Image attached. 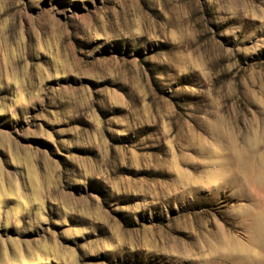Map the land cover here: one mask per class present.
<instances>
[{"label": "rangeland", "instance_id": "374dc122", "mask_svg": "<svg viewBox=\"0 0 264 264\" xmlns=\"http://www.w3.org/2000/svg\"><path fill=\"white\" fill-rule=\"evenodd\" d=\"M0 264H264V0H0Z\"/></svg>", "mask_w": 264, "mask_h": 264}]
</instances>
